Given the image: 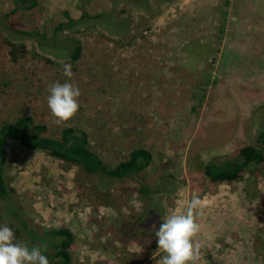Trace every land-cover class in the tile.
<instances>
[{
    "label": "rangeland",
    "instance_id": "rangeland-1",
    "mask_svg": "<svg viewBox=\"0 0 264 264\" xmlns=\"http://www.w3.org/2000/svg\"><path fill=\"white\" fill-rule=\"evenodd\" d=\"M89 1L88 13L109 10L108 0ZM36 2L10 21L49 38L66 22L64 14L81 16L77 0ZM263 5L152 0L149 14L119 7L130 14V33L112 37L89 29L73 35L81 45L75 61L46 55L33 39L13 42L0 30V121L28 115L46 124L51 136L74 127L108 163L137 148L149 150L146 181L166 174L175 179L173 197L162 201L163 219L194 196L204 202L196 214L200 264H264V168L257 178L245 174L232 183H211L201 172L213 158L256 146V125L264 116ZM15 7V0H0L1 15ZM64 64L71 66L70 79ZM56 82L81 92L77 114L62 124L47 106ZM8 179L40 232L70 229L71 264H155L160 225L139 231L145 205L134 183L119 180L100 191L98 179L77 166L14 142L8 143Z\"/></svg>",
    "mask_w": 264,
    "mask_h": 264
},
{
    "label": "trees",
    "instance_id": "trees-1",
    "mask_svg": "<svg viewBox=\"0 0 264 264\" xmlns=\"http://www.w3.org/2000/svg\"><path fill=\"white\" fill-rule=\"evenodd\" d=\"M77 2L80 18L73 20L64 14L66 22L57 24L54 34L49 38L44 34L40 35L38 31H24L18 24L10 21L15 12L35 8L36 0H15L16 7L11 12L0 14V30L13 42L33 39L36 40L37 48L46 55L75 61L80 57L81 45L73 35L96 29L112 37H125L130 33L132 19L130 14L120 12L119 7L142 14H149L152 7V0H108V11L91 14L86 10L89 0ZM66 33L69 36L59 37ZM13 42H8L12 51L17 47ZM12 59H15L14 55ZM9 142L77 166L84 173L96 177L97 187L103 192L109 191L119 180L134 183L145 205L137 223L141 233L161 224L164 214L162 201L173 197L176 191L175 179L170 174L157 178L153 183L146 181L143 173L153 161L152 154L147 149H134L126 159L108 163L100 153L91 149L87 134L74 127H64L59 135L51 136L46 124L36 123L28 115L13 121H0V223L11 226L17 239L27 242L29 246L46 244L47 251L44 254L50 264H71L73 234L66 227L42 233L30 223L17 202L16 191L8 179ZM255 143L256 146H245L233 155L218 156L201 165L203 176L211 183L239 182L245 174L253 178L259 177L264 168V116L257 122Z\"/></svg>",
    "mask_w": 264,
    "mask_h": 264
},
{
    "label": "clouds",
    "instance_id": "clouds-1",
    "mask_svg": "<svg viewBox=\"0 0 264 264\" xmlns=\"http://www.w3.org/2000/svg\"><path fill=\"white\" fill-rule=\"evenodd\" d=\"M63 74L73 76L71 66L63 65ZM47 106L55 123L71 120L79 110L80 89L70 82H56L50 85ZM204 206L199 196L186 202L182 211H174L163 219L158 231L157 250L152 259L155 264H200L201 245L196 237L201 232L196 214ZM46 244L29 246L18 241L13 228L7 224L0 226V264H50ZM157 257H160L157 259Z\"/></svg>",
    "mask_w": 264,
    "mask_h": 264
},
{
    "label": "crops",
    "instance_id": "crops-1",
    "mask_svg": "<svg viewBox=\"0 0 264 264\" xmlns=\"http://www.w3.org/2000/svg\"><path fill=\"white\" fill-rule=\"evenodd\" d=\"M37 1V0H36ZM75 3V2H74ZM108 5H109V3H108ZM74 6V5H73ZM263 7H264V5H263ZM75 10L76 11H79L78 9H77V7H76V4H75Z\"/></svg>",
    "mask_w": 264,
    "mask_h": 264
}]
</instances>
